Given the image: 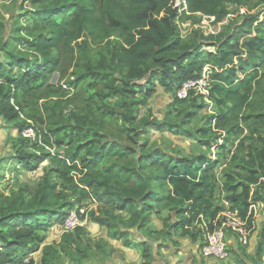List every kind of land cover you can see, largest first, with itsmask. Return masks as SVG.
<instances>
[{
  "label": "trees",
  "instance_id": "16d2710c",
  "mask_svg": "<svg viewBox=\"0 0 264 264\" xmlns=\"http://www.w3.org/2000/svg\"><path fill=\"white\" fill-rule=\"evenodd\" d=\"M25 2L2 42L0 116L19 133L34 130L32 140L12 144V168L47 163L33 187L0 191V264L94 263L107 251L101 238L92 245L86 227L44 244V232L87 201L94 203L89 222L111 239L130 229L153 241L171 228L187 233L199 215L215 217L222 195L253 228L251 206L264 209V0H185V8L174 0ZM239 8L246 12L229 18ZM196 13L213 25L227 22L205 33ZM182 20L192 21L188 37ZM204 66L208 94L191 89L176 97ZM55 71L59 80L51 83ZM159 89L185 105L158 118L149 102ZM205 99L219 111L192 125ZM155 133L190 139L199 149L182 151L162 136L152 139ZM223 151L228 157L218 174ZM166 208L177 222L147 229L150 214ZM259 234L257 258L264 224ZM136 246L143 264H151V245Z\"/></svg>",
  "mask_w": 264,
  "mask_h": 264
},
{
  "label": "crops",
  "instance_id": "0c3cea01",
  "mask_svg": "<svg viewBox=\"0 0 264 264\" xmlns=\"http://www.w3.org/2000/svg\"><path fill=\"white\" fill-rule=\"evenodd\" d=\"M252 210L254 213L253 228L247 244H241L236 235L229 233L227 235V246L230 250L227 258L223 260L204 258L201 255V238L204 230L206 228L210 229V226H212L209 221L213 219L202 214L187 226L189 232L183 233L181 227L171 228L167 230V234L156 241L151 240L150 237L143 236L136 229H130L128 236L120 239L109 238L105 228L104 233H101L100 228L103 227L98 224H88L86 229L88 236L91 238L96 235V232L101 233L100 238L103 239L104 247L107 251L103 260H99L100 262L103 261V264H143L140 250L136 246V242L142 240L147 241L152 247L154 260L151 264H241L237 256L246 264H264V254L261 258L256 257V251L261 241L259 232L264 224V209L261 205L255 204ZM121 214L127 216L125 212ZM149 219L146 228L152 231H160L163 227L164 219L176 223L178 217L174 210L166 208L160 212H152ZM48 232V236L51 237L52 241H58L62 233V227L58 224L53 225L48 229ZM126 239H131L134 242L131 245H125ZM100 262L99 264H101ZM97 263L98 261L89 264Z\"/></svg>",
  "mask_w": 264,
  "mask_h": 264
},
{
  "label": "rangeland",
  "instance_id": "374dc122",
  "mask_svg": "<svg viewBox=\"0 0 264 264\" xmlns=\"http://www.w3.org/2000/svg\"><path fill=\"white\" fill-rule=\"evenodd\" d=\"M178 3L179 2L177 0V4ZM26 5H28V2H25V0H0V53L2 54V56H4L5 54L4 50H2L3 49L2 42L8 39V36L10 35L14 27V21L16 15L18 13L24 12L25 10L24 6ZM255 11L256 10L253 9L250 12L254 13ZM245 12H246V8H239L238 13L229 15V18L232 17L236 19L237 17H239V15H242ZM195 16L196 18L199 19L197 27H199L205 33L208 32L215 33L216 30H219L221 28L222 23L227 22V20H225L222 23H217L216 25H213L211 23L213 19L212 17L202 16L200 13H196ZM191 22H192L191 20L179 21V25L181 27V33L187 37L190 35L193 26ZM58 80H59V72L55 71L51 74L49 78V82L57 83ZM149 105L151 106L154 114L158 118H162L166 115V112L168 110H173V111L177 110L183 107L185 105V102L180 103L177 99H175L173 92H164L163 90L159 89L154 93L153 97L149 102ZM218 111H219V107L217 106L215 101H213L212 99H207L204 101V107L201 110H199V112L193 118L191 123L192 125L199 124L201 123V117L203 114L217 113ZM12 123H14V121L8 122L0 116V174H2L4 177V179L0 181V191L4 192L5 194H7L10 190L16 189L17 187L24 184L33 187L36 184V182L40 179V176L42 175V167L47 163V162L42 163L34 171H27L18 165L12 168V164H10V159H11L10 155L14 152L12 146L14 141L17 139L19 141L24 142L23 138H31L32 140V137H34V130L28 128L29 129L27 132L28 136L26 137L22 133V131L19 133L18 128L13 127ZM160 136L164 137L168 141L175 144L176 147L182 151H196L199 149L198 145L194 141L187 138H183V137L178 138V137L170 136L167 133H155L151 137L152 139H154ZM26 142L28 143V141ZM27 150H32V147L30 146L27 147ZM223 152L224 153L221 157L222 160L220 164L216 166L215 172H217L218 174H220L221 171L220 166L222 167L224 166L223 161L224 162L226 161L225 160L226 158L224 157H228L225 153L226 151ZM88 224L93 225L95 223L88 222L86 225ZM100 230L102 231L101 233H104V228H100ZM101 233L96 232L95 236H92V238L90 237L92 241V245H94V243H96V240L100 238ZM48 234H49L48 231L44 232L45 240H49L48 242L50 243L52 242V240L51 237L48 236ZM229 250L230 249H228V251ZM39 255H40L39 250L34 254H32V256L36 260H38ZM96 256L97 258H95L93 262L96 263L98 261L97 264H99L100 262L99 260H103L104 255L102 254V251H100V253H98ZM89 263L91 262H87L86 264ZM100 263L103 264V261H101Z\"/></svg>",
  "mask_w": 264,
  "mask_h": 264
},
{
  "label": "built area",
  "instance_id": "2783aa9c",
  "mask_svg": "<svg viewBox=\"0 0 264 264\" xmlns=\"http://www.w3.org/2000/svg\"><path fill=\"white\" fill-rule=\"evenodd\" d=\"M178 2L177 4V0H174V6L186 7L185 0H178ZM210 85L209 69L208 66H204L199 77L189 78L183 81L177 88L175 94L176 97L184 99L188 97L189 90L193 89L199 91L201 94L207 95ZM28 130V128L23 129L22 133L28 136ZM218 204L220 205V210L209 221L213 226L212 230L206 228L203 232L200 242V252L204 258L223 260L229 254L227 235L229 233L236 235L239 242L245 245L251 233V227L247 223V217H243L238 209L233 207L232 203L224 198V195L220 197ZM93 205V201H87L81 206H76L72 209L61 225L62 231L72 232L77 227H87L86 224L89 222L87 213ZM251 208H253V205Z\"/></svg>",
  "mask_w": 264,
  "mask_h": 264
},
{
  "label": "water",
  "instance_id": "95a60500",
  "mask_svg": "<svg viewBox=\"0 0 264 264\" xmlns=\"http://www.w3.org/2000/svg\"><path fill=\"white\" fill-rule=\"evenodd\" d=\"M140 238H141V236H140ZM141 240H142V238H141ZM48 243V241H44V244H47Z\"/></svg>",
  "mask_w": 264,
  "mask_h": 264
}]
</instances>
